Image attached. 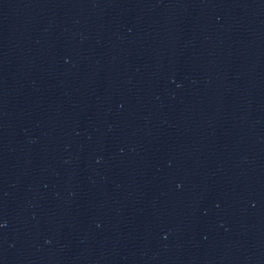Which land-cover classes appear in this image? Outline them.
<instances>
[{
	"label": "water",
	"instance_id": "water-1",
	"mask_svg": "<svg viewBox=\"0 0 264 264\" xmlns=\"http://www.w3.org/2000/svg\"><path fill=\"white\" fill-rule=\"evenodd\" d=\"M0 264H264V0H0Z\"/></svg>",
	"mask_w": 264,
	"mask_h": 264
}]
</instances>
